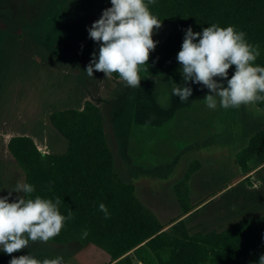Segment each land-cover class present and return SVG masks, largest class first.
Returning a JSON list of instances; mask_svg holds the SVG:
<instances>
[{
    "label": "crops",
    "instance_id": "crops-1",
    "mask_svg": "<svg viewBox=\"0 0 264 264\" xmlns=\"http://www.w3.org/2000/svg\"><path fill=\"white\" fill-rule=\"evenodd\" d=\"M169 27V25L161 23L160 28L166 31L163 38H159V34L154 29L152 38L158 43L155 49L150 51V54L158 49L164 37L171 31H167ZM35 33L38 34V31ZM27 34L31 35L22 33V36L28 39ZM29 39L31 38L29 37ZM36 40L42 42L40 38H36ZM41 55L35 53L34 61L36 65H39L40 68L43 67L48 72L45 74L40 88L37 84V89L40 91L55 89L54 92L51 90L54 95L52 105L47 107L38 100L32 109L24 107L19 111L13 108L15 100L12 98L10 90L17 88L19 84L29 79L25 77L24 69L18 68L13 71L11 76L7 77L9 81L6 86L0 83V90L9 89V98L3 92L0 93V197L7 196L17 181L26 182L25 172L8 150L7 143L10 137L17 135L30 137L39 151L46 154L63 155L67 152L69 142L52 125L50 114L63 109L82 110L85 101H90L100 110L103 132L112 155L114 171L124 183L133 185L135 198L155 216L163 229L170 227L174 220H182L189 235L219 233L242 219H259L264 216V142L247 161V172L241 171L235 157L238 151L247 146L254 133L264 131V108H260L256 103L242 104L239 107L224 109L216 115L217 130H214V133L218 131L220 138H226L227 142L239 137L237 141L239 144L233 151L238 172L232 177L221 178L214 173L211 175L209 170L217 167V154L221 149L217 151L211 149L204 139L200 143L178 150L170 163H159L156 166L135 163L136 161H133L125 150L127 144L125 136L130 133L128 124L123 122L125 119L114 122L105 114V109L109 114V109L114 107V104H110V102L116 98L118 109H123L121 106L126 104L135 106L137 123L139 121L153 123L157 121L158 117L167 115L198 97L201 84L190 81L193 89L192 95L188 100L181 101L178 95H172L174 87L183 86L181 70V79L178 84L173 83L171 78L165 74L149 75L142 76L140 87L136 88L126 87L120 77L112 75L106 77L104 72H100L102 80L95 82L93 90L88 91L92 84V78H89L84 72L92 59L88 50L84 49L76 57L70 51L64 50L62 55L54 52L46 56ZM44 58L47 59L46 62L54 63L53 67L43 65ZM58 65H62V67L60 68ZM96 73L94 70L93 76ZM215 78L218 81L221 79ZM85 83H90L88 90L81 94L76 88ZM224 86H227L226 79ZM68 88L72 92L68 91L67 97L60 100L58 96ZM76 97L82 98L78 101ZM187 155H189L188 160L184 158ZM182 159L185 164L182 171L179 173L170 172L169 176L161 175L160 168L171 167ZM193 161L198 162V168L187 174V169ZM155 178H158L159 181H155ZM182 181H185L186 189L184 203H181V193L176 189V185ZM140 185L144 186L141 188ZM18 195L23 196L24 193L21 191L17 194L13 191L9 202L16 199ZM165 201H168V206L164 203ZM31 243H36L35 245L41 247L31 250L28 247V250L22 249L11 255L20 256L32 252L41 259L53 255L54 257L49 258L52 259L61 253L74 252L75 255L68 258L63 256L65 264H71V261L73 264H86L91 260V257H93L92 260L95 259L96 253L93 250L101 249L91 242L82 244L78 240L63 243L30 241L29 245ZM63 248L64 251H61ZM7 256L9 254L0 250V264ZM123 258L124 256L115 260L107 258L102 264H122Z\"/></svg>",
    "mask_w": 264,
    "mask_h": 264
},
{
    "label": "trees",
    "instance_id": "trees-1",
    "mask_svg": "<svg viewBox=\"0 0 264 264\" xmlns=\"http://www.w3.org/2000/svg\"><path fill=\"white\" fill-rule=\"evenodd\" d=\"M149 8L171 31L149 55L148 64L140 66V77L165 74L178 84L181 65L177 54L186 29L202 32L212 24L233 25L237 31L245 32L248 43L259 45L260 55L253 64L264 66V0H155ZM110 75L119 77L118 73ZM256 104L264 108V101ZM201 111L197 110V117H203ZM50 120L69 142L65 154L43 153L27 136H12L7 143L9 152L26 174V183L35 187L27 198L40 196L54 201L59 197L61 214L67 216L70 209L73 212V219L66 220L59 235L49 241L91 242L109 250L111 260L132 249L141 250L152 253L157 264H258L264 255V216L242 219L219 233L189 235L182 220H174L163 229L135 198L133 185L124 183L114 171L101 113L92 102L85 101L82 110L53 111ZM263 142L264 131H257L247 146L236 153L243 173L247 172V161ZM193 162L187 174L198 168V162ZM180 184L183 186L180 201L184 203L185 181ZM100 203L107 206L110 218L105 219L99 210Z\"/></svg>",
    "mask_w": 264,
    "mask_h": 264
},
{
    "label": "rangeland",
    "instance_id": "rangeland-1",
    "mask_svg": "<svg viewBox=\"0 0 264 264\" xmlns=\"http://www.w3.org/2000/svg\"><path fill=\"white\" fill-rule=\"evenodd\" d=\"M109 7H111V0H0V83L6 86L9 81L7 77L9 78L13 71L18 68L24 69L25 77L29 78L19 84L17 88L10 90L12 98L15 100L13 103L15 110L20 111L24 107H31L30 109H32L38 100L47 107L52 105L54 99L52 91H55V89H51L52 91L47 89L40 91L37 89V84L38 88H40L48 70L36 65L34 61L35 53L43 56L50 55L52 52L62 55L64 50L70 51L76 57L78 53H82L86 49L90 56H92L93 52L98 55L99 42L93 41L89 37L88 28L101 17L103 10ZM168 30L170 31L171 27L167 28ZM37 31L38 34L35 33ZM155 32L159 34V38H163L166 34V31L161 28L155 29ZM22 33L31 35L27 34L28 39H26L22 36ZM36 38H40L42 42L35 41ZM46 61L47 59L44 58L43 65L53 67L54 63L51 64ZM58 66L62 67V65ZM96 72L93 76L94 78H92V84H80V87L76 88L77 91L84 94V91L88 90L89 84L88 91L93 90L94 83L102 80L100 71ZM234 72L235 66H230L227 78L230 79ZM214 79L216 78L214 77ZM185 85H190V81L185 82L183 80V86ZM200 90V95L188 102L189 104L178 107L167 115L158 117L157 121L153 123L140 121L137 123L136 107L126 104L121 106L123 109H118L116 98L110 102V104H114V107L109 109V114L108 110L105 109V114L114 122L125 119L123 122H126L130 128V133L127 136L124 135L127 140L125 150L129 157L136 161L135 163H145L151 166H156L159 163H170L178 150L188 145L200 143L204 139L211 149L213 148L215 151L221 149L217 154V167L209 170L211 175L214 173V175L218 174L221 178L232 177L238 172L233 151L239 144L237 142L239 137L227 142L226 138H220L218 131L214 133V130H217V124H215L216 115L225 108L219 105V98L217 97V107L209 109L206 105L205 97L210 94V90L203 85H201ZM68 91L72 92L69 88L68 90H63L58 98L60 100L66 98ZM1 92L9 98L8 88L0 90ZM81 98L76 100L80 101ZM198 109L202 110L201 115L203 117H197ZM183 117L185 118L183 119ZM113 149L115 150V148ZM184 158L188 160L189 155ZM193 163L192 165L194 166ZM184 165L182 159L171 167L160 168L159 171H161V175L169 176L170 172L179 173L182 171ZM158 178L160 179V176ZM158 178H155V181ZM178 184L177 190L181 193L182 198L183 186L180 183ZM140 186L142 188L144 185ZM164 203L167 206L169 205L168 201ZM174 227L177 229V225H174ZM35 244L31 243L29 245L30 250L41 247ZM27 248L23 250H28ZM100 248L102 250L99 248L93 250L96 253L95 259L92 260L93 257H91L92 261L90 260L86 264H102L107 258H110V251L104 246H100ZM61 251H64V248ZM27 254L34 256L41 262L45 259H41L32 252H27ZM127 254L123 255L122 264H157L152 253L132 249ZM71 255L73 256L75 253H61V256L65 258ZM13 256L18 257V255L14 254L4 257L2 264H9ZM51 257L54 256L51 255ZM71 264H73L72 261Z\"/></svg>",
    "mask_w": 264,
    "mask_h": 264
},
{
    "label": "clouds",
    "instance_id": "clouds-1",
    "mask_svg": "<svg viewBox=\"0 0 264 264\" xmlns=\"http://www.w3.org/2000/svg\"><path fill=\"white\" fill-rule=\"evenodd\" d=\"M154 3L155 0H111V7L104 9L88 28L89 37L100 45L98 55L93 52L84 71L89 78H94V70L104 72L106 77L118 73L126 87H140V66L148 64L150 51L158 43L152 38L153 31L162 23L150 11L149 6ZM259 55V45L248 43L245 32L237 31L233 25L212 24L202 32L186 29L177 60L185 82L198 83L210 90L205 97L209 109L217 107V97L219 105L227 109L264 101V95H260L264 93V66L253 64ZM233 65L235 72L227 79ZM192 92L190 85L172 89V95H178L181 101L188 100ZM13 191L17 194L22 191L24 195L9 202ZM34 191L33 185L17 181L7 196L0 197V250L6 254L29 247L30 241L51 240L59 235L66 220L73 219L71 209L67 216L59 211L62 203L59 197L54 201L40 196L27 198ZM99 210L105 219L110 218L104 203L99 204ZM87 234L85 230L83 236ZM9 264H65V261L57 255L41 262L26 254L13 256ZM258 264H264V255Z\"/></svg>",
    "mask_w": 264,
    "mask_h": 264
}]
</instances>
